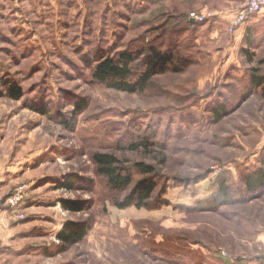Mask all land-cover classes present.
I'll return each mask as SVG.
<instances>
[{"label": "rangeland", "instance_id": "374dc122", "mask_svg": "<svg viewBox=\"0 0 264 264\" xmlns=\"http://www.w3.org/2000/svg\"><path fill=\"white\" fill-rule=\"evenodd\" d=\"M244 2L0 0V264H264V186L245 182L264 168V15L230 31ZM152 47L175 62L142 90L92 77L97 57L139 53L134 82ZM97 152L135 181L154 166L151 208L115 206L131 188L111 189ZM225 178L231 200L212 201ZM66 222L89 230L64 242Z\"/></svg>", "mask_w": 264, "mask_h": 264}, {"label": "trees", "instance_id": "16d2710c", "mask_svg": "<svg viewBox=\"0 0 264 264\" xmlns=\"http://www.w3.org/2000/svg\"><path fill=\"white\" fill-rule=\"evenodd\" d=\"M264 20V19H263ZM194 24L195 22L190 21ZM254 33V26L248 27L245 40L247 42H252ZM137 54H132L130 52H121L119 56L113 57L111 55L99 56L96 60H93L95 64L92 68V77L102 84H107L118 90L127 91L130 93H135L144 89L149 83L151 77L156 71H162L167 66H172L175 62V55L170 51H161L157 48L152 47L150 54L148 55L147 63L144 68L137 76V78L132 82L129 77L134 73L132 70V65L136 59ZM256 87L263 89L264 94V81L263 78L258 76L253 79ZM8 83V81H7ZM9 94L14 98L20 97L21 88L15 84L9 85ZM86 103L83 101L75 103L76 113L82 112L86 108ZM219 114L220 110H216ZM141 143H136L130 146V149L136 150L138 145ZM94 160L96 165H98V172L105 179H107L109 186L113 191L120 193L126 189L131 188V195L123 198V200H116L115 206L121 209L129 206L136 207H150V201L156 194L158 187V182L156 179L151 178L150 175L155 171L154 166L148 165L146 163H137L135 171H138L143 177L140 180L135 181L134 172L120 163L118 156L112 152H97L94 154ZM79 180L75 176H67L64 181L60 183L59 187L73 189L75 184ZM245 182L250 190H254L258 186H264V168H258L254 172L248 173L245 176ZM232 190L227 183V179L221 181L218 186V192L213 197L212 201L217 203L226 204L231 200ZM62 206L64 208L80 211L82 206L72 200H62ZM166 204V202H161V204ZM88 227L83 224H76L73 222H66V225L58 233V238L64 242L77 243L87 234Z\"/></svg>", "mask_w": 264, "mask_h": 264}, {"label": "built area", "instance_id": "2783aa9c", "mask_svg": "<svg viewBox=\"0 0 264 264\" xmlns=\"http://www.w3.org/2000/svg\"><path fill=\"white\" fill-rule=\"evenodd\" d=\"M209 15H212V13ZM262 15H264V0H246L244 4L234 11L229 21V29L233 32L242 25L250 23L251 20ZM189 16L190 21L202 23L206 20V17L198 15L196 12H192Z\"/></svg>", "mask_w": 264, "mask_h": 264}, {"label": "crops", "instance_id": "0c3cea01", "mask_svg": "<svg viewBox=\"0 0 264 264\" xmlns=\"http://www.w3.org/2000/svg\"><path fill=\"white\" fill-rule=\"evenodd\" d=\"M3 223V221H0V230L4 231V227L2 228L1 224ZM2 237V238H1ZM0 240L3 241L4 243H8L7 238L4 237V235H0Z\"/></svg>", "mask_w": 264, "mask_h": 264}]
</instances>
